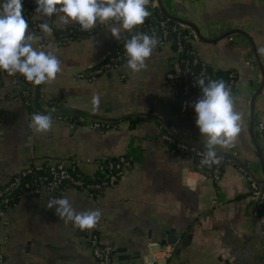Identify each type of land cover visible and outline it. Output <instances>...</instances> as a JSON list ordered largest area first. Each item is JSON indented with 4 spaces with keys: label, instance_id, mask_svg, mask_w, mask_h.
Instances as JSON below:
<instances>
[{
    "label": "crops",
    "instance_id": "0c3cea01",
    "mask_svg": "<svg viewBox=\"0 0 264 264\" xmlns=\"http://www.w3.org/2000/svg\"><path fill=\"white\" fill-rule=\"evenodd\" d=\"M162 3L173 14L196 23L208 38L221 36L233 27L244 29L264 65V0ZM60 15L38 17L51 25H66L61 24ZM28 24V31L34 33ZM114 26L119 24L97 22L92 33L69 43L59 42L53 33H43L45 43L38 46L61 60V72L54 81L33 84L30 101L34 113L43 108L49 113L86 116L88 121L99 116L97 120L114 123L109 129L53 121L49 132L38 133L28 126L30 105L9 95L11 75L0 77V181L46 157L65 163L75 161L87 173L98 160L122 153L131 159L130 167L114 185L104 189L100 199L75 187L62 193L61 197H68L77 211L102 212L93 229H77L71 222L60 220L54 208L45 207L49 200L44 194L21 193L2 216L6 223L0 224V264H96L86 244L92 232L113 245L111 264H150V253L165 245L160 243V235L169 228L181 237L177 245L171 244L173 250L164 264H264L260 223L251 215L248 173L232 159L224 165L221 178L214 181L202 174L189 155L170 151L161 137L168 129L160 119L178 135L202 147L206 143L191 106L200 95H178L164 77L173 59V43L155 48L146 60V69L138 73L124 64L92 80L75 75V71L107 57L129 34L114 39L109 30ZM192 42L214 71L236 72L237 83L231 95L234 110L242 117V130L233 147L217 150L233 152L262 178L249 133L250 99L260 85L261 73L248 38L234 32L211 42L197 38ZM94 95L100 97L96 110L91 103ZM254 106L255 122L264 124V84ZM125 115L130 116L107 121Z\"/></svg>",
    "mask_w": 264,
    "mask_h": 264
},
{
    "label": "built area",
    "instance_id": "2783aa9c",
    "mask_svg": "<svg viewBox=\"0 0 264 264\" xmlns=\"http://www.w3.org/2000/svg\"><path fill=\"white\" fill-rule=\"evenodd\" d=\"M23 15L29 21L32 31L37 35H43V32L39 28V25L45 23L38 15L40 13L35 12L36 5L29 0H23ZM156 1L150 0L147 5L151 15L147 17L142 25H137L130 32L124 40L115 48V51L108 55L107 58L102 59L91 67H87L78 71H75V75L82 79L92 80L114 69H118L124 64H127V54L124 49V43L126 39L137 32L146 33L149 35H155L160 47L168 42L174 43V53L171 64L168 66L164 73L165 80L171 85L172 90L182 96L187 95H201L199 86H197L196 80L201 76H205L209 79H215L216 75L213 73V68L210 64L199 54L196 47L193 45L192 31H183L185 25L173 21L170 24V20L164 15L157 16ZM111 21L105 22L109 23ZM104 23V24H105ZM49 26L52 28V33L56 28H62L60 32L61 43H69L84 35L78 36V38L68 33L73 27L61 25ZM75 27L79 25L75 23ZM68 29V30H67ZM172 35V38H171ZM41 44L45 43L43 40ZM7 72L0 70V77ZM224 81L231 87V93L234 92V88L237 83L236 72L229 70L225 73ZM207 83V81H206ZM34 83L27 81L23 75L17 73L11 75V89L10 96L15 100H21L25 104H30L32 95V86ZM31 114L34 111L30 110ZM48 114L45 112H40ZM53 121H68L71 123H87L91 128L109 129L114 123L100 121L97 119L87 120L86 116H74L73 114L65 113H51ZM88 121V122H86ZM255 128L257 130V137L264 149V124L262 121L255 122ZM161 137L167 143L170 151L178 153L183 151L189 155L196 167L202 171L205 176L211 177L214 181H218L221 178V174L224 165L232 161L230 156L220 155L221 164L213 165L211 167L202 166L200 163L204 154V149L201 148L193 140L187 141L177 138L169 131L163 132ZM187 139V138H186ZM264 153V150H263ZM131 165V159L125 153L118 154L113 157H109L105 160H98L95 162L93 169L90 172L81 170L75 161L63 162L52 161L49 157H46L42 161L32 162L16 173L12 174L4 181H0V224H5L6 220L2 218L5 210L13 206L17 200L15 196L19 197L23 192H29L34 195L44 194L48 200L53 198H60L62 193L71 187L85 190L91 194L95 199L102 197V192L106 187H111L114 183L125 173L126 169ZM238 168L242 171L245 169L242 165L237 164ZM88 176V178H86ZM250 196L252 198L251 215L259 223L264 225V182L258 183L252 178L250 179ZM21 187L22 191L16 195L9 194L12 188ZM87 246L91 249L96 264H111L114 259V247L111 243L102 241L96 232H92L87 236ZM173 247L171 244H165L160 249L150 253V264H164L166 259L170 257ZM0 253V259L1 257Z\"/></svg>",
    "mask_w": 264,
    "mask_h": 264
},
{
    "label": "clouds",
    "instance_id": "9594fccd",
    "mask_svg": "<svg viewBox=\"0 0 264 264\" xmlns=\"http://www.w3.org/2000/svg\"><path fill=\"white\" fill-rule=\"evenodd\" d=\"M150 0H35V12L52 18L61 13V24L69 20L76 22L82 31H90L97 22L113 21L119 27H111V36L121 40L135 26L142 25L151 15L147 5ZM60 25L58 24L57 27ZM43 33L51 34L47 22L39 25ZM29 24L23 15V0H0V70L10 75L17 73L36 85L51 82L61 72V60L49 50L39 47L42 36L28 31ZM159 44L155 35L137 32L126 39L124 49L127 67L134 73L146 69V60ZM207 81V83H206ZM201 95L191 105L196 114L195 124L206 137L202 166L221 164L217 148L229 149L235 145L240 134L241 114L234 110L231 87L223 79L197 78ZM93 110L100 105V97H92ZM29 128L38 133H47L53 126L51 113L31 114ZM47 209L74 228L85 230L97 226L102 212L99 209L77 211L68 197L50 199Z\"/></svg>",
    "mask_w": 264,
    "mask_h": 264
},
{
    "label": "water",
    "instance_id": "95a60500",
    "mask_svg": "<svg viewBox=\"0 0 264 264\" xmlns=\"http://www.w3.org/2000/svg\"><path fill=\"white\" fill-rule=\"evenodd\" d=\"M155 1H156L158 10H159V12L162 15L167 17L170 21H176V22H179V23L185 25L186 27H189L191 29V31H192V35L195 38H197V39H201L203 41L211 42V41L217 40L220 37L227 36V35H229L231 33H234V32L242 33L248 38V40H249V42L251 44L254 56H255V60H256V62L258 64V67H259V70H260V73H261L260 85H259L258 89L253 93V95H252V97L250 99L249 133H250L251 139H252V141L254 143V146H255V150H256V153H257V160H258L260 171H261V174L263 175V177L262 178L256 177V175H254L253 171L248 166V163H246L245 161H242L241 159L236 157L233 152H227V151H221V150H217V151H218V154H220V155L230 156L238 164L243 166V168L245 169L246 173H248V175L253 180H255L258 183H263L264 182V153H263V150H262L261 145L259 143L258 137H257V135H255V106H254V99H255L256 94L259 92V90L261 89L262 85L264 84V65H263V63L261 61V58L259 56L258 50L256 48V45H255L253 39L250 37V35L244 29L236 28V27L228 29L221 36L214 37V38H208V37L204 36L201 33L200 28L198 27V25H196V23H194L192 20H190L188 18H185V17H182V16H179V15H175L172 12L168 11L164 7V5L162 3V0H155ZM34 86H38V85H34ZM33 93H34V91H33ZM38 109L41 110V112L49 113V111L47 109H43V108H38ZM55 113H60V112H55ZM143 114H146V113H137L136 115H143ZM128 116H130V115H125L123 117H116V118H112V119H107V121L115 122V121H118L119 119L127 118ZM92 117L97 118V119L101 118L99 116H92ZM152 117H155V116H152ZM155 118H158V117H155ZM160 121L163 123V125L165 124L164 126L168 129V131L170 133L175 135L177 138L182 139V137L180 135H178L174 130H172L171 128H169L166 125L164 120L160 119ZM183 140L190 141V140H188L186 138L183 139ZM197 144L201 148L204 149V147H202L199 143H197ZM259 231H260L259 232L260 235L262 236V240L264 241V225H262L261 223L259 224ZM180 237H181V234L176 232L174 228H169L168 230H165V231H163L161 233V235H160V243L161 244H166V243L168 244L169 243V244L177 245ZM141 264H145V263H141Z\"/></svg>",
    "mask_w": 264,
    "mask_h": 264
},
{
    "label": "trees",
    "instance_id": "16d2710c",
    "mask_svg": "<svg viewBox=\"0 0 264 264\" xmlns=\"http://www.w3.org/2000/svg\"><path fill=\"white\" fill-rule=\"evenodd\" d=\"M34 5H36L35 3H34ZM23 8H24V6H23ZM156 13H157V16H159V15H162L159 11H156ZM75 23L76 22H72V23H69V24H67V26L68 27H70L69 25H71L73 28L71 29V30H68V33L69 34H71V35H73L74 37H76V38H78V36H80V35H88V34H90V33H92L93 32V29H91L90 31H82L81 29H80V27H78V26H74L75 25ZM173 23V21H171L170 22V24H172ZM61 31H63L62 30V28H56V30L54 31V34L56 35V37L58 38V40L60 39V32ZM183 31H189L188 29H187V27L186 26H184L183 27ZM128 35H130V33L128 34ZM127 35V36H128ZM126 36V37H127ZM125 37V38H126ZM124 38V39H125ZM171 38H172V35H171ZM79 39V38H78ZM123 39V40H124ZM173 43V42H172ZM173 45H174V43H173ZM156 48H158V47H156ZM115 51V50H114ZM114 51H112L111 53H113ZM110 53V54H111ZM109 54V55H110ZM108 57V56H107ZM107 57H105V58H107ZM104 58V59H105ZM93 66V65H92ZM213 73L216 75V78L215 79H223L224 77H225V73H223V72H218V71H214L213 70ZM224 80V79H223ZM28 105H30V108H31V104H28ZM31 110L33 111V108H31ZM139 119V118H138ZM134 120H136V118L134 119ZM178 153H184L183 151H179ZM86 178H88V176H86ZM22 191V188L21 187H14V188H12L11 189V191L9 192V194H13V195H16V194H18V193H20ZM14 198H16V200L18 199V197L17 196H15Z\"/></svg>",
    "mask_w": 264,
    "mask_h": 264
}]
</instances>
